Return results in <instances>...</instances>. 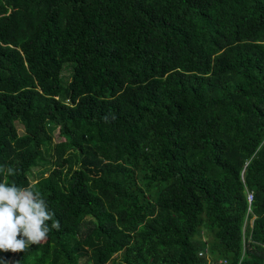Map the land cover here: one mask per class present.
<instances>
[{"label":"trees","instance_id":"trees-1","mask_svg":"<svg viewBox=\"0 0 264 264\" xmlns=\"http://www.w3.org/2000/svg\"><path fill=\"white\" fill-rule=\"evenodd\" d=\"M0 166L9 264H264V0H0Z\"/></svg>","mask_w":264,"mask_h":264},{"label":"clouds","instance_id":"clouds-1","mask_svg":"<svg viewBox=\"0 0 264 264\" xmlns=\"http://www.w3.org/2000/svg\"><path fill=\"white\" fill-rule=\"evenodd\" d=\"M17 172L11 166H0V175L4 177L0 180V251L12 253L25 252L30 246L41 244L53 229L61 228L47 200L34 186L8 182L7 178ZM0 261L9 264L3 257Z\"/></svg>","mask_w":264,"mask_h":264},{"label":"built area","instance_id":"built-area-1","mask_svg":"<svg viewBox=\"0 0 264 264\" xmlns=\"http://www.w3.org/2000/svg\"><path fill=\"white\" fill-rule=\"evenodd\" d=\"M248 198H249V202L251 203L252 199H253V193L252 192H249Z\"/></svg>","mask_w":264,"mask_h":264},{"label":"rangeland","instance_id":"rangeland-1","mask_svg":"<svg viewBox=\"0 0 264 264\" xmlns=\"http://www.w3.org/2000/svg\"><path fill=\"white\" fill-rule=\"evenodd\" d=\"M111 264V263H110Z\"/></svg>","mask_w":264,"mask_h":264}]
</instances>
